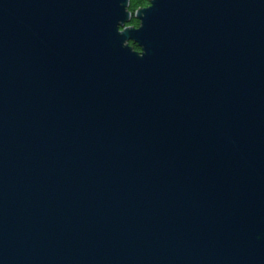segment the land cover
I'll list each match as a JSON object with an SVG mask.
<instances>
[{
    "label": "water",
    "instance_id": "95a60500",
    "mask_svg": "<svg viewBox=\"0 0 264 264\" xmlns=\"http://www.w3.org/2000/svg\"><path fill=\"white\" fill-rule=\"evenodd\" d=\"M129 6L0 0V264H264V0Z\"/></svg>",
    "mask_w": 264,
    "mask_h": 264
},
{
    "label": "trees",
    "instance_id": "16d2710c",
    "mask_svg": "<svg viewBox=\"0 0 264 264\" xmlns=\"http://www.w3.org/2000/svg\"><path fill=\"white\" fill-rule=\"evenodd\" d=\"M150 4V0H130L129 9L134 13L139 8L146 7ZM128 25L139 26L140 20L135 16L132 17V20L128 23ZM130 44L137 50H140V47L137 46L134 42L130 41Z\"/></svg>",
    "mask_w": 264,
    "mask_h": 264
}]
</instances>
